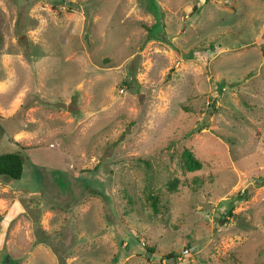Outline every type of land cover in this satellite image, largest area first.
<instances>
[{
  "label": "rangeland",
  "instance_id": "rangeland-1",
  "mask_svg": "<svg viewBox=\"0 0 264 264\" xmlns=\"http://www.w3.org/2000/svg\"><path fill=\"white\" fill-rule=\"evenodd\" d=\"M0 116V264H264V0H0Z\"/></svg>",
  "mask_w": 264,
  "mask_h": 264
},
{
  "label": "trees",
  "instance_id": "trees-1",
  "mask_svg": "<svg viewBox=\"0 0 264 264\" xmlns=\"http://www.w3.org/2000/svg\"><path fill=\"white\" fill-rule=\"evenodd\" d=\"M198 6L196 3H193L190 7L189 10V15L188 17H191L193 15H196ZM38 102H43L42 99L37 100V101H29L27 100L26 102L23 103L22 109H21V114L23 115L24 110L31 104H35ZM2 119L3 117L0 116ZM10 134H12V130L10 131ZM15 144L22 147V148H30V146H36V145H28L23 146L20 144V142L15 141ZM181 157L183 158L185 167L187 170H197L202 167V162L193 154V152L189 148H184ZM24 172V161H23V156L19 152H1L0 153V176H5L7 178H12V179H19L21 178L22 174ZM198 178V177H196ZM260 184H264V177H259ZM197 182V181H196ZM39 196L40 194L38 192L33 193V195ZM32 195V196H33ZM240 196H245V195H240Z\"/></svg>",
  "mask_w": 264,
  "mask_h": 264
}]
</instances>
